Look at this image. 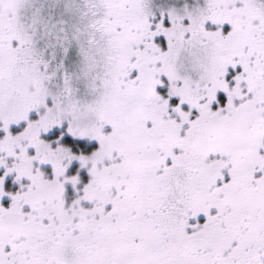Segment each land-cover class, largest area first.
<instances>
[{
  "label": "snow or ice",
  "instance_id": "1",
  "mask_svg": "<svg viewBox=\"0 0 264 264\" xmlns=\"http://www.w3.org/2000/svg\"><path fill=\"white\" fill-rule=\"evenodd\" d=\"M0 264H264V0H0Z\"/></svg>",
  "mask_w": 264,
  "mask_h": 264
}]
</instances>
